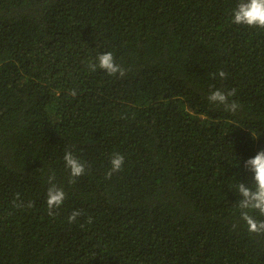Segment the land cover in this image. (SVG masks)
Here are the masks:
<instances>
[{
	"label": "trees",
	"instance_id": "16d2710c",
	"mask_svg": "<svg viewBox=\"0 0 264 264\" xmlns=\"http://www.w3.org/2000/svg\"><path fill=\"white\" fill-rule=\"evenodd\" d=\"M240 2L0 0V264H264L236 193L264 150V29L232 22ZM106 52L123 77L90 69Z\"/></svg>",
	"mask_w": 264,
	"mask_h": 264
},
{
	"label": "clouds",
	"instance_id": "9594fccd",
	"mask_svg": "<svg viewBox=\"0 0 264 264\" xmlns=\"http://www.w3.org/2000/svg\"><path fill=\"white\" fill-rule=\"evenodd\" d=\"M232 22L236 25H246L248 27H257L264 29V0H241L240 3L232 10ZM98 63L89 65L92 71L97 67L104 70L109 76L119 74L120 77L125 75V70L115 62L113 54L106 52L97 57ZM221 80L225 79L227 74L220 70L218 72ZM76 91L70 90L69 95L75 97ZM236 95V90L231 89L223 91L217 89L212 91L207 97L208 101L216 106H222L224 111L235 113L239 108V104L235 100H230V97ZM255 139L257 137L253 136ZM65 167L69 171V183H75L76 178L81 177L85 173V165L76 158L71 151L64 154ZM110 170L106 173V178H111L116 172L123 169L125 160L124 156L116 153L110 159ZM244 167L252 174V182L248 185L239 182L236 185V193L241 199L238 203L240 210L239 216L247 225V230L250 233L264 234V220H258L253 215L257 213L264 217V150L259 151L254 157L249 158L244 162ZM54 176L48 177L49 187L47 188L46 204L49 215H55V210L58 209L65 200V192L62 188L53 183ZM19 198L17 194V199ZM15 207L24 206L22 203H15ZM26 207L31 208L32 204L29 202ZM81 215L80 211H73L69 217L68 222H75L76 218ZM91 223V218H89ZM235 228L236 226L233 225Z\"/></svg>",
	"mask_w": 264,
	"mask_h": 264
}]
</instances>
